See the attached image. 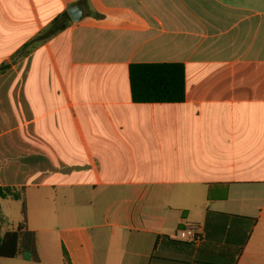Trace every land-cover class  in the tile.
Returning <instances> with one entry per match:
<instances>
[{
    "label": "crops",
    "instance_id": "crops-1",
    "mask_svg": "<svg viewBox=\"0 0 264 264\" xmlns=\"http://www.w3.org/2000/svg\"><path fill=\"white\" fill-rule=\"evenodd\" d=\"M141 62L182 63L184 100L133 102ZM0 185L37 252L0 264H264V0H0Z\"/></svg>",
    "mask_w": 264,
    "mask_h": 264
},
{
    "label": "trees",
    "instance_id": "trees-1",
    "mask_svg": "<svg viewBox=\"0 0 264 264\" xmlns=\"http://www.w3.org/2000/svg\"><path fill=\"white\" fill-rule=\"evenodd\" d=\"M98 16V14H94ZM63 18L67 22L70 18L67 12L56 17L49 25L46 34H52L62 29ZM61 19V22H60ZM43 37L42 35L39 38ZM27 44L23 46L25 48ZM22 48V49H23ZM128 78L131 100L135 103H176L185 97V70L179 62H141L128 65ZM0 198H11L21 203V219L14 229L0 235V258L20 256L25 260H37L35 232L27 227L25 197L23 187L1 186ZM212 212H207L206 218ZM245 228L242 245L248 237L251 227L255 224V217L235 216ZM156 242L153 249H155ZM240 249V248H239ZM153 257L150 256V260Z\"/></svg>",
    "mask_w": 264,
    "mask_h": 264
},
{
    "label": "rangeland",
    "instance_id": "rangeland-1",
    "mask_svg": "<svg viewBox=\"0 0 264 264\" xmlns=\"http://www.w3.org/2000/svg\"><path fill=\"white\" fill-rule=\"evenodd\" d=\"M36 169H42L43 164L42 162L36 163L35 166ZM19 188V187H18ZM32 190L36 189H29L28 192H33ZM39 190H43L42 188ZM36 193L38 191H35ZM45 192H48V189L45 190ZM42 194V191H41ZM25 210L26 214L27 211L31 213V215H34L33 208H32V202L31 198L33 196H30V200L27 201L26 194H25ZM21 203L19 200H13L11 198H0V226L4 229H13L21 219ZM18 221V222H17Z\"/></svg>",
    "mask_w": 264,
    "mask_h": 264
},
{
    "label": "built area",
    "instance_id": "built-area-1",
    "mask_svg": "<svg viewBox=\"0 0 264 264\" xmlns=\"http://www.w3.org/2000/svg\"><path fill=\"white\" fill-rule=\"evenodd\" d=\"M170 237L175 240L187 242L193 246H197L203 241L202 230L196 224H187L176 230Z\"/></svg>",
    "mask_w": 264,
    "mask_h": 264
},
{
    "label": "water",
    "instance_id": "water-1",
    "mask_svg": "<svg viewBox=\"0 0 264 264\" xmlns=\"http://www.w3.org/2000/svg\"><path fill=\"white\" fill-rule=\"evenodd\" d=\"M66 12L72 21H78L83 14L82 8L76 4L68 5Z\"/></svg>",
    "mask_w": 264,
    "mask_h": 264
}]
</instances>
